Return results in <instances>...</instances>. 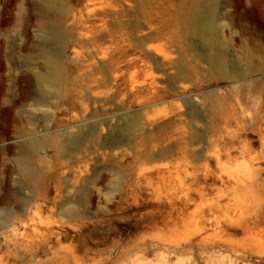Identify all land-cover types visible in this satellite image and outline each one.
<instances>
[{
	"label": "rangeland",
	"instance_id": "1",
	"mask_svg": "<svg viewBox=\"0 0 264 264\" xmlns=\"http://www.w3.org/2000/svg\"><path fill=\"white\" fill-rule=\"evenodd\" d=\"M0 264H264V0H0Z\"/></svg>",
	"mask_w": 264,
	"mask_h": 264
},
{
	"label": "bare ground",
	"instance_id": "2",
	"mask_svg": "<svg viewBox=\"0 0 264 264\" xmlns=\"http://www.w3.org/2000/svg\"><path fill=\"white\" fill-rule=\"evenodd\" d=\"M199 9L200 10L195 11V13L193 14L194 19H195L194 21H196V22H194V21L193 22L197 26V28H198L197 30H199L201 37L205 40V42L207 43V45L209 47L213 44L215 37L211 36L210 38H208L207 36L209 34H207V31H205V30L207 27V29L209 28V31L214 32L215 18L213 17L212 8L210 9L209 7L205 6V7L199 8ZM52 34H53V36H55L56 41L61 40V36L56 31H53ZM223 55L224 54L222 52L219 53L218 56H216V58H213L214 59L213 62L215 64H217L218 66H220L221 69L224 70V68H226V67H225V61H224ZM192 115H194V114H192ZM82 138H83L82 134H75V135L68 136L66 138L65 144L69 150L70 149H72V150L77 149L80 146Z\"/></svg>",
	"mask_w": 264,
	"mask_h": 264
}]
</instances>
